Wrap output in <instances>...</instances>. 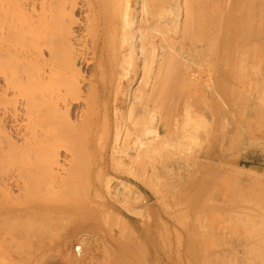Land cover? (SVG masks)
I'll use <instances>...</instances> for the list:
<instances>
[{
    "label": "bare ground",
    "instance_id": "obj_1",
    "mask_svg": "<svg viewBox=\"0 0 264 264\" xmlns=\"http://www.w3.org/2000/svg\"><path fill=\"white\" fill-rule=\"evenodd\" d=\"M243 31L248 35V38L245 37L247 49L239 50L238 58L244 56V51L248 54L252 52L248 50L251 44L253 47L264 45V0H0V220L23 222L22 225L28 224V227L41 224V229L46 224L45 228L48 225L49 229V225L54 223L49 220L61 210L71 211L75 217L73 211L78 210L75 204H56L50 200L47 192L52 194L56 184L57 192L60 191L57 195H62V188L66 189L63 186L70 183L67 185L70 190L66 194L68 196L74 189L75 194L79 187L75 181L83 172L90 176H103L98 188L108 193L106 196L112 203L126 212L140 215L142 203H147L142 199L143 195L124 180L117 179L112 186L114 177H111V173H123L138 179L164 198L169 189L176 190L184 183L183 177H194L204 172L208 159L217 160L225 136L222 129L228 125H233V138L244 149L255 145L264 147V111H261L264 107H258L264 106V89L260 91L262 94L259 90L255 91L264 83V55L261 53L264 52L261 51L264 47L260 50V46L258 49L254 47L261 51V58L259 54L258 59L259 62L262 61H257L261 68L256 67L258 72H254L258 63L254 66L255 62L252 65L251 62L253 58L257 60L256 54L259 52L256 51L255 54L251 47L255 54L251 56L252 59L247 53L242 57L244 63L247 56L251 60L246 62L249 65L244 64L246 67L243 70L247 72L251 69L253 72L252 78L247 76L248 80L244 79L246 82H242L243 86L239 83L242 80L237 82L245 90L244 96L253 86L250 83L253 81L255 84V89L252 88L254 92L251 91L246 96L247 102L240 103L230 99V103L228 91L222 85L228 79L225 68L222 67L223 55L230 49L232 39L235 37L238 40L241 37L239 33ZM236 42L235 40L234 43ZM243 43L242 40V45ZM235 52L234 57L237 54ZM238 61L241 63L240 58ZM207 62L212 65L208 66ZM237 64L239 67L240 64ZM241 67L244 66L239 68ZM235 69L231 74L235 73ZM203 71L206 77H203ZM249 73L250 76L251 72ZM243 76L231 78L236 81L246 77ZM203 78H206L205 82ZM203 84L206 88H203ZM234 87L229 90L230 94L231 91L235 92ZM196 91H200L197 99L200 108L193 114L191 96ZM209 96L220 102L219 106H223L221 109L229 114V119L223 114L225 118H220L219 122L215 114L214 120L212 119L213 144L210 145L211 149H205L209 141L204 147V140L210 132L206 128L210 123L207 124L205 110H209L214 104H209ZM79 159L90 160L93 164L82 170L83 167L80 169V165H76ZM83 161L80 162L81 165L84 164ZM73 164L82 170L78 169L80 174L78 171L75 173L79 174L75 181L70 179L75 185L67 182L73 173L71 170L76 169ZM210 169L207 170L208 173ZM66 174L69 175L65 176ZM80 187L81 191L82 184ZM206 191H209L208 188ZM83 193L79 194L83 196ZM211 193L206 197L210 198ZM215 198L212 199L213 202L217 200ZM139 201L142 207L131 204H138ZM205 201L208 203V199ZM200 208L204 209V206ZM108 209L103 208L102 213L109 212L111 215H107L112 220L116 219V212ZM87 211L90 212L88 209ZM146 211L150 209L143 212ZM102 213L103 220L109 218H105ZM57 218L56 223L61 217ZM89 218L90 216L87 218L80 214L76 220L81 224ZM120 219V223L124 221L126 224V220ZM259 220L258 225L256 222H253L256 225L251 222L253 226L249 224L252 228L248 227L253 232L256 227H264L259 226L264 218L262 222ZM123 223L121 224L124 225ZM33 226L31 229L38 231L25 227L29 233L17 231L18 235L15 234L14 239L20 232L26 238V233L30 238L32 235L31 240L38 236L43 241L44 233L47 236L45 228L41 232L38 225ZM206 228L209 231L211 229L206 226L203 229L205 232ZM213 229V235L211 231L205 233L206 237L198 236L184 247L187 252L190 250L200 255L194 264H230L237 257L240 264H264L262 233V238L251 244L249 239L252 237L244 238V234L235 236L234 233L233 236L231 230L228 231L231 234L229 236L227 231H216V238ZM244 232L245 236L249 234ZM251 232L250 234L253 233ZM89 234L80 232L77 236L79 243L75 246L79 247L78 254L75 246L73 249L75 260L85 254L86 249L83 251V248L86 247L83 244L91 239ZM207 234L216 238L218 242L215 245L221 243L223 235L222 240L228 243V246L225 244L228 255L219 254L215 245L212 248L215 239ZM207 236L211 239H207ZM22 238L21 240H26ZM37 239L34 243H37ZM41 239L38 241L41 242ZM186 239L188 241L187 237ZM175 243L178 249L181 248L180 237ZM79 260L80 258L77 261ZM53 261L46 262L57 264L50 263ZM82 262L81 260L79 264ZM234 263L237 264L238 261Z\"/></svg>",
    "mask_w": 264,
    "mask_h": 264
},
{
    "label": "rangeland",
    "instance_id": "obj_2",
    "mask_svg": "<svg viewBox=\"0 0 264 264\" xmlns=\"http://www.w3.org/2000/svg\"><path fill=\"white\" fill-rule=\"evenodd\" d=\"M242 33H239V35L241 37L238 38V40L235 39V37L232 39V42H231L232 45H230V47H229L230 49L227 51V54L223 55L224 58L221 56L224 61L226 60L225 62L222 60V64H223L222 67L225 68V71L228 75V79L223 81L222 85L228 91L227 98H228L229 102L231 100L235 99L233 101L237 100L240 103H245V102H247V100H246L248 97L247 94H249L251 91L254 92L253 89H255V84H253V81H252L250 83V85L251 86L253 85L254 87L253 86L250 87L251 90L249 91V93L246 91V95L244 96L245 90H242V86L244 84L242 82H244L246 80L247 76H248V78L251 77L253 72L251 71V69L247 70V72L243 69L246 67L245 65L250 64V63H246V62L251 61L248 59V56H250L249 58H251L252 55L256 54V51H257V53L259 52L258 54H256L257 55L256 61H255V58H253V59L251 58L252 59L251 65L255 62L253 64L255 66L256 62L257 61L259 62V60H260V59H258L260 52L264 51V50L258 51V50L262 49L261 47H264V45H262V46L257 45L256 47L254 45V47L257 49L260 46L259 49L256 50L253 47V44H251V46L248 47L249 48L248 50H252V52L248 51L250 54H248L247 51L246 52L244 51L245 54H244V52H242L244 56H246V53H247V55H248L247 60L248 61L245 60V63H244L243 58H242L244 56H242V57H239L240 61H241V63H240L238 61L239 58L237 56H238V54L242 48H243L242 51L245 48L247 49V44H246L247 41L246 40L248 38V35H245L244 31ZM245 37H247V38H245ZM241 38H243V39H241ZM239 39H241V40H239ZM235 40L237 41L236 43H234ZM242 40L244 42L243 43L244 45H242ZM245 41H246V43H245ZM239 42H240V44H239ZM233 46H234V48H233ZM237 46H240L241 48L238 47V49H237ZM244 46H246V47H244ZM251 47L255 50V54H254V50ZM234 50L237 52V54L235 55L237 58L234 57V52H235ZM231 51H234V52L232 53ZM242 53H240V54L242 55ZM261 53H262V55H264V52H261ZM230 55L232 57H230ZM233 57L235 58V62H234ZM260 58H261V54H260ZM227 59L229 61H227ZM209 60L213 64V60L210 59V57H209ZM261 61L259 63H261ZM225 63H227V64H225ZM237 63L240 64L239 67L242 65L244 67H241L242 69L237 67V65H238ZM212 64H209L208 66H211ZM258 64L255 66V69L252 68V70L253 69L255 70L254 72L259 71L256 68V67H258V68L260 67V64L259 65ZM235 65H236V67H235ZM251 65H250V67H251ZM254 66H252V67H254ZM262 66H264V61H262ZM235 68L239 69V71L236 72ZM234 69H235V73L231 74L234 72ZM256 69L258 71H256ZM230 70H232V72ZM244 71L246 72L245 74H247V73L248 74L247 75L242 74V72H244ZM248 71L251 72L250 76H249L250 73ZM202 74H203V77H206L205 71H203ZM239 74L240 75L242 74L246 77L243 76L244 77L243 79L241 78L240 80H236V81L231 78V76H233V78L234 77L240 78L242 75L240 76ZM237 75H239V76H237ZM248 78H247V80H248ZM203 80L205 82L206 78H203ZM227 81H228V83H227ZM239 81H241V82H239ZM237 82L241 83L242 86L240 84H238ZM254 82L257 83V81H254ZM260 83L261 82L259 81V84ZM234 85H235V87H234ZM236 85H237L238 89L236 88ZM261 85L262 86L259 85L258 86L259 88H256L255 91L259 90V93H261L260 91H262V89H264V83H262ZM205 86L206 85L203 84V88H206ZM231 86H232V88H231ZM233 87L235 88V90H234L235 92L232 93L233 91H231V94H230L229 90L230 89L233 90ZM240 88H241V90H240ZM236 89L238 91L240 90V92H238ZM241 91H243V92H241ZM199 92L196 91V93H194L192 95L193 98L191 96V102H192L191 109H192L193 114L196 111H198L200 108V102L197 101V99L199 98ZM195 96H196V99H195ZM192 99H194L195 101ZM208 102H210L209 104H211V105L213 103L214 104L212 107L209 105L210 109H211V110L209 109L210 111L208 109L205 110V116L207 119V124L210 123V124L206 125L208 132L209 131L210 132L205 137L206 142L204 140V144H203L204 147H206V145H207V147L205 149H209V148L211 149L210 145L213 144V132H212L213 131L212 130L213 122L212 121L215 118V114H216V118L219 120V122H220V118L223 119V118H225L224 116L229 115L227 112H224L223 109H221V108H223V106L222 105L219 106L220 102L213 99L212 96H209ZM197 104L199 106H197ZM214 105H215V107H214ZM194 106L196 108V109L194 108L195 111L193 110ZM258 107L260 108V107H264V106H258ZM213 108H215V109H213ZM217 111H219V112L217 113ZM261 111H264V109H261ZM209 113H210V115H209ZM223 114H225V115L223 116ZM213 115H214V117H213ZM253 116H256V115H253ZM255 118H253V119L255 120ZM228 119H229V116H228ZM229 122H230V120H229ZM210 126H211V128H210ZM228 128H230V129H228ZM222 130H224L225 136H223L224 138H223L222 144L219 148L220 156L217 158V160L213 161V160L208 159L207 160L208 166H206V170L204 172H202L200 174L198 173L194 177L188 176L189 179H188V177H186V178L183 177L184 183H182V185L179 186L176 190L169 189L167 191V193L165 194L164 198H161L157 193H155V191L153 192V190L151 188L144 185V183L138 179H135L129 175L126 176V174H123V173H119V174L118 173H111L112 176L111 175L110 176L114 177L112 186L115 184V182H116L115 180H117V179L124 180L125 182L132 184L131 186L140 195L141 194L143 195V196L142 195L141 196H142V199L144 198L146 200V202H147V203H145L146 205L144 203H142V205H143V207H142V205L140 204V201L138 204H137V202L131 203L133 205L135 204L134 205L135 207L136 206L138 207L139 205H141L139 207H142L143 209H142V213L140 215H135L133 213L126 212L121 207L112 203L110 198L108 196H106L108 193L104 189L100 190L98 188L99 184L102 182V180L104 178L103 176H100V175L98 176V174H92L90 176V174H88V173L83 172L84 173L83 174V173L79 172V171L84 170L85 167L87 168L91 164H93L92 161L90 162V160H87V159H83L84 160L83 161L81 159V161H83L82 163H84L82 165L80 163L81 162L80 159L77 160L79 162V164H78V162L76 164L75 163L76 161H75L74 163L76 165H80V166H78V167H80V169L82 167L83 168H82V170H80L79 168H77L76 165L73 164L74 168L76 167V169L71 170V171H73V173L70 176L71 178L70 177L68 178L67 182H71V180H73V179H74L73 181H75L79 177V174L81 173L80 174L81 177H79V179H77V181H75L76 185L79 186V187L77 186L78 188L76 189V193L74 194V192H75V189H74V190L70 191L73 193V196L71 195L72 193L69 195L70 192L68 193V196H67L66 193L68 190H70V188L69 189L67 188V185L68 184L70 185V183H68L66 186H63V187H66V189L64 188L65 193H64V189L62 188V190H61V188H60V190L62 191V195L60 194L61 196L57 195V194H59L60 191L57 192L58 187L56 184L53 187V189H54V191L52 193L53 195L49 194V192H47V194L49 195L50 200L56 204H60V203H73V204H75V207L76 208L78 207V210L76 209L77 210L76 212L73 211V214H76V216L73 217L71 211L61 210L60 212L56 213V215H55L56 219L54 216L53 219H55V220H53L50 217L51 220H49V221L54 222V223H51V225H49L50 230L48 229V225H47V228H45L46 224H43L45 226L44 227L45 232L47 233V236L44 233L43 241L38 236L34 237L35 238L34 240L33 239L31 240V238H32L31 234H30L31 235V238H30L29 234L26 233V235H27V238H26V236L21 235L20 232H18V233L21 236H25V237L22 238L19 235V236H17V238L15 240L14 236L18 235V234H16L17 231L23 232L22 234H25L24 231L28 232V229L25 230V227L30 228L29 230H32V231H38V230H34V228L31 229V227L33 225L32 226L30 225V227H28L29 225L27 223H26L27 226H25V225H22L23 222H18V223L16 222L15 223L13 220H10V219H8V220H6V219L2 220L1 219L0 220V231H2V232H0V234H1L0 235V264H47L46 261H53V260L54 261L50 262V263L79 264L80 261L82 260L83 264H106V263L107 264H194L195 261L198 258H200V255L198 256V253H196V254L192 253L190 250L187 252V250L185 249L187 247V243L188 242L190 243L196 237L201 236V235H203V237H206L205 233H209L210 231L212 232L213 228H214L213 229L214 237H216V235H215L216 231L219 232L220 230H222V231H220L222 233V232H225V231L228 232L229 230H231L230 232H232V234L234 233L235 236L236 235L240 236L241 234H242L241 236H243V234H244V236H243L244 238H247L248 236L252 237L251 239H249L251 244H252V242L255 243L256 240L259 241V239L264 237V229H262L264 227H261V229H260V227L254 226V227H256L255 229L253 228L255 232H253V230L250 228H252L251 226H253V224L255 222L256 223L260 222L259 219H261V222H262V218H264V216H262V215H264V214H262V213H264V147L255 145L254 146L255 148L249 147V148H247L248 150L246 148L244 149L243 146H241V143L240 142L238 143L233 138V135H232V131L234 132L233 125L230 124V125H228V127H226L225 129H222ZM227 131H228V133H227ZM219 132H221V131H219ZM210 133H211V135H210ZM209 135H210V137H209ZM207 142H208V144H206ZM256 147H257V149H256ZM249 149H252V150H249ZM85 160H87V161H85ZM88 161H89V163H88ZM85 162H87L88 164H85ZM73 165H72V168H73ZM70 169H69V171H70ZM78 169H79V171H78ZM209 169H210V172L208 173ZM77 171L79 172L78 175H76L78 173ZM216 172H218V173H216ZM68 173H70V172H68ZM73 174H75L76 176L74 177ZM207 174H208V176H207ZM68 175L66 174L65 176H68ZM82 175H84L85 178ZM86 177H88V178H86ZM97 177H98V179H97ZM115 177H117V178H115ZM175 179L176 178H173V180H175ZM196 179L198 182L196 181ZM73 181L71 182L72 185L75 183V182L73 183ZM190 181H192V182H190ZM189 182H190V184H189ZM80 184H82V190L84 191V193L82 190L80 191V189H81ZM194 184L196 186H194ZM72 185H71V189H72ZM87 185H90V186H87ZM85 186L88 187L89 190ZM73 187H75V186H73ZM187 187H188V189H187ZM93 188L95 191L97 189L98 192L97 191L94 192ZM207 188L209 191H206ZM180 189H181V191H180ZM182 190H184V191H182ZM212 190H214V194H216V196L213 195ZM77 191H78V195L76 196ZM211 191H212V193H211ZM80 192L83 193L82 194L83 196H81L79 194ZM183 192H185L186 194ZM206 192H208V193H206ZM63 193L66 194V196ZM96 193H98V195ZM153 193H155V195ZM187 193H189V194H187ZM209 193L212 194L211 195L212 198L211 197L208 198V196L206 197V195ZM96 195L97 196L100 195L99 196L100 199H98L99 197H97ZM181 195H182V197H181ZM78 196H80L81 198ZM171 196L173 197V199ZM204 196L206 198H202ZM213 196L217 198V200L215 198V200H216L215 202H213V200H214ZM95 197H97V198H95ZM207 199H208V201H207L208 203H206V201H205ZM227 199H229V200H227ZM149 200H150V202H149ZM209 200H211V201H209ZM203 201H205V202H203ZM87 202H88V204H87ZM99 202H101V203H99ZM92 203H94V204H92ZM166 203H168V204H166ZM202 203H204V204L202 205ZM231 203H233V204H231ZM101 205H103V206H101ZM201 206H204V209L200 208ZM103 208H104V210H106L108 208L113 209L111 211L116 212V214H114V215H115L117 220L116 219L112 220L107 215L109 212H107L105 214L102 213ZM87 209L90 212H88ZM110 209H108V211H110ZM149 209H150V211H146L147 213L143 212V211L149 210ZM100 212L102 214H104V217L105 216L109 217L110 220H109V218L107 219L106 217H105L106 219L103 220V217H101ZM123 212H126V213H123ZM117 213H119V214H117ZM80 214H84L87 218H88V216H90V218L87 219L86 221H84L83 223L79 224L78 219L76 220V218L79 217ZM109 214L111 215V213H109ZM116 215L117 216L120 215V217L119 216L117 217ZM145 215H147V216L144 217ZM57 216L59 218L61 217L60 218L61 222L59 220V222L56 223V221H58ZM259 216H260V218H259ZM119 218H121L120 219L121 221L126 220L125 221L126 224H124L123 223L124 221H122L121 223L124 224V225H122L118 221ZM170 218H172V219H170ZM47 221H48V218H47L46 222ZM74 221H75V223H73ZM106 221H108V222H106ZM251 222L252 223L254 222V223L252 224ZM19 223H21V224H19ZM119 223H120V225H118ZM202 223H204L203 226H202ZM247 223H248V225H247ZM262 223H264V222H262ZM262 223L259 226H261V225L264 226V224H262ZM241 224L243 226H241ZM249 224L251 226H249ZM258 224L259 223H257V225ZM21 225L24 226L23 231H22ZM37 225H38V227H39V225L41 227V224H36L33 227H35V226L37 227ZM205 225L207 227L211 228L210 231L207 230L208 228H206V230L208 232L207 231L205 232V230H203L206 227ZM254 225H256V224H254ZM8 226H10L9 227L10 230H8V228H7ZM121 227H122V229H121ZM245 227H248V229ZM18 228L19 229L21 228V230H17ZM118 228L120 230H118ZM43 229H41L42 230L41 232H43ZM243 230L247 231L249 234L246 232V234H248V235L245 236V232ZM249 230H250V232L252 230L253 233L251 232L252 234H250ZM80 232L90 233L91 235L89 234L90 235L89 238H91V239H87L88 241L85 239L86 242L83 244V246L86 247V248H83V251L86 249L84 251L85 254H83L81 257H79L80 260L77 261L79 258L77 257V260H75L74 257H76V256L74 254L73 249H74L75 244L79 243L77 236H79ZM112 232H113V234H112ZM118 233H119V235H118ZM254 233L255 234L257 233L256 236ZM260 233H262L261 234L262 237L260 236ZM234 234H233V236H234ZM253 234H254V237H253ZM9 235H11V236H9ZM193 235H195V236H193ZM207 235H209V234H207ZM211 235H213V232L211 233ZM211 235H209V236H211ZM229 235H231V234H229V232H228V236ZM8 236L9 237L13 236V237L9 238ZM39 236L43 237L42 235H39ZM209 236H207V239H209V238L211 239V237L214 238L213 236H211V237H209ZM178 237H180V243H181V248H179V249L177 248L176 243H175V241H177ZM186 237L188 238V241H186L187 240ZM18 238H20V239H18ZM21 238L22 239L25 238L26 240L30 239L31 242H30V240H27V242H26V240H21ZM37 238L41 239L42 244L40 241H38L39 239H37ZM216 238H214L215 239L214 244L212 242V248H214L216 246L215 249H217L216 251L219 254H221V255L227 254L228 243H225L226 241L222 240L224 238L223 235H221V238H220L221 241L220 242L221 243L224 242L223 243L224 245H221V243H218L215 245V242H218L216 240ZM36 239H37V243H34V241ZM213 240H211V241H213ZM262 240H264V238H262ZM262 240H261V242H264ZM258 241H256V242H258ZM33 243H34V245H33ZM35 244H38L39 247H37L38 245H35ZM225 244H227V246ZM103 246H105V247H103ZM224 246H226V247L224 248ZM29 247H30V249H29ZM220 248H221V250H220ZM225 250H227V251H225ZM31 251H33V252H31ZM102 251H104V252H102ZM68 252H70L71 254ZM72 254H74V256H72ZM105 254H109V255H105ZM72 258H74V260ZM232 258H234V257H232ZM236 259H237L236 261H235V259L234 260L232 259L230 264H235L234 262H237V261L240 264V259L238 257ZM74 261H76V262H74ZM227 264H229V263L227 262Z\"/></svg>",
    "mask_w": 264,
    "mask_h": 264
},
{
    "label": "built area",
    "instance_id": "obj_3",
    "mask_svg": "<svg viewBox=\"0 0 264 264\" xmlns=\"http://www.w3.org/2000/svg\"><path fill=\"white\" fill-rule=\"evenodd\" d=\"M79 247V245L75 246V252L76 254H78L77 248Z\"/></svg>",
    "mask_w": 264,
    "mask_h": 264
}]
</instances>
